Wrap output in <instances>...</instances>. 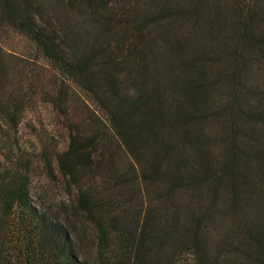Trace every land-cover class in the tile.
Instances as JSON below:
<instances>
[{
	"label": "trees",
	"instance_id": "16d2710c",
	"mask_svg": "<svg viewBox=\"0 0 264 264\" xmlns=\"http://www.w3.org/2000/svg\"><path fill=\"white\" fill-rule=\"evenodd\" d=\"M39 101L71 213L3 182L0 264H264V0H0V129Z\"/></svg>",
	"mask_w": 264,
	"mask_h": 264
},
{
	"label": "rangeland",
	"instance_id": "374dc122",
	"mask_svg": "<svg viewBox=\"0 0 264 264\" xmlns=\"http://www.w3.org/2000/svg\"><path fill=\"white\" fill-rule=\"evenodd\" d=\"M1 125L4 130L0 129V188L3 182L25 175L34 206L53 216L70 214L73 196L68 180L55 161L56 176L49 177L44 163V156L53 153L55 145L62 149L68 143V124L64 117L50 102L39 101L25 113L18 131L12 132Z\"/></svg>",
	"mask_w": 264,
	"mask_h": 264
}]
</instances>
